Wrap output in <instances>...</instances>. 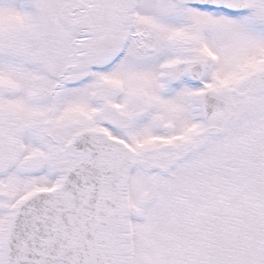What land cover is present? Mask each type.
<instances>
[{"label": "snow or ice", "instance_id": "snow-or-ice-1", "mask_svg": "<svg viewBox=\"0 0 264 264\" xmlns=\"http://www.w3.org/2000/svg\"><path fill=\"white\" fill-rule=\"evenodd\" d=\"M0 264H264V0H0Z\"/></svg>", "mask_w": 264, "mask_h": 264}]
</instances>
